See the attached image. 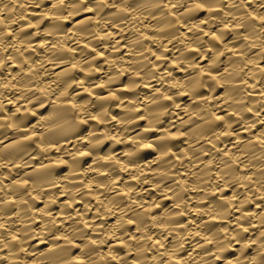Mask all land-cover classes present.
<instances>
[{
    "label": "clouds",
    "instance_id": "clouds-1",
    "mask_svg": "<svg viewBox=\"0 0 264 264\" xmlns=\"http://www.w3.org/2000/svg\"><path fill=\"white\" fill-rule=\"evenodd\" d=\"M29 8L38 19L25 34L21 20ZM149 26L153 35L146 37ZM125 33L131 60L113 55ZM37 37L45 41V59L26 70L35 63L24 55L30 44L40 55L32 43ZM101 50L107 55L98 63ZM202 59H208L203 72ZM261 61L264 0H0V264H130L131 253L135 264H166L167 254L189 244L195 254L183 264H264V205L257 213L245 207L264 201ZM125 75L131 97L121 94ZM149 154L153 163L145 167ZM124 174L136 181L125 185L127 197L116 184ZM101 185L102 198L93 205L89 188L99 192ZM145 185L171 200L162 215L133 205L137 198L143 203ZM226 188L234 193L227 199ZM93 210L101 223L89 231L83 221ZM212 215L226 225L204 222ZM107 217L119 223L109 228ZM183 217L191 229L184 223L181 231ZM130 220L142 239L128 240ZM160 225L168 226L161 242H171L153 252L148 233ZM196 232L210 234L213 247L205 248ZM109 237L126 240V252H104Z\"/></svg>",
    "mask_w": 264,
    "mask_h": 264
},
{
    "label": "bare ground",
    "instance_id": "bare-ground-1",
    "mask_svg": "<svg viewBox=\"0 0 264 264\" xmlns=\"http://www.w3.org/2000/svg\"><path fill=\"white\" fill-rule=\"evenodd\" d=\"M37 13L39 12V10H35ZM33 10L31 8L28 9V11L25 14V18L21 20V24L25 26L24 28V32L25 34H30L31 32L35 31V26H34V22L36 19H38L37 15H33ZM91 13H86V14H82L79 17H74V21H82L84 19H86L88 16H90ZM253 15H255V13H253ZM31 18L33 23L29 24L28 23V18ZM49 21L46 19L45 20V24H47ZM65 24H68V21L64 22ZM145 24H147V21L145 22ZM43 27V26H42ZM16 25L13 24L12 25V29H15ZM71 30V29H70ZM11 29L9 30V39H12V35H11ZM118 31V30H117ZM109 35H113V33L110 31ZM130 34L125 33V39L124 40H120L118 35L114 36V39L120 40V45H122V47L120 48L119 52H114L113 55L114 56H121V57H125L127 60H131L133 59V56L128 48V37ZM153 35V32L150 29L146 31V37H151ZM215 35V33H214ZM51 37H48V40L51 41ZM33 44H38V47L36 48V51L40 53L39 56L35 55V53L33 52V47L32 44L29 45L28 50L24 53L25 58L32 56V58L35 60V63H32L31 61H29L26 65L25 68L26 70L28 68H32L34 71L38 69V66L41 64L42 59H45L43 53H44V45H45V41L43 38L41 37H37L35 41L32 42ZM146 44H151V40L147 39L145 40ZM219 44V42H217ZM227 43H231V41H227ZM24 46L21 45V48H23ZM153 47V51L156 50L155 45H152ZM167 47L169 49H171V45H167ZM235 47H239V45H236ZM234 51V47H229L228 51H227V55H232ZM65 55H67V53H65ZM89 55L92 56H96L97 53L96 52H89ZM107 55L106 51L101 50L100 52V56L98 59V63H103V57ZM172 55L171 51H169L167 53V56L170 58ZM211 55V54H210ZM152 59L154 61H156L157 64H159L161 62V60L163 59L162 57H160L159 55L153 56ZM223 59V57H222ZM168 61L164 60V64L165 66L167 65ZM208 63V59H202L201 61V70L203 72V66L206 65ZM173 67L175 66V62H172ZM65 66L61 65V67L59 68H51V72L52 73H58L61 72L63 70ZM73 68H75V65H72ZM260 67L262 69H264V61H261L260 63ZM155 70V69H154ZM160 71H164L165 68H160ZM19 71V66L17 65H13L12 66V72H18ZM206 74V73H204ZM127 80H128V76L125 75L122 78V86L124 88L123 92L121 93L123 96H127V97H131L133 94L131 92H129L128 89V84H127ZM252 81L250 80L249 83H251ZM52 83V80L49 77H45L44 78V84L45 86L49 85ZM148 91H150V89H146ZM184 99H187V97L185 96ZM69 103H72L71 101ZM118 111V110H117ZM116 113L114 112V115ZM175 122V120H173V123ZM140 124L145 125L147 122L144 120L139 121ZM175 135V133H173ZM244 136L247 135V133H243ZM258 136V133L256 134ZM69 147H71V145H69ZM233 149L231 147H229L228 152L225 153V155H231ZM85 155V158H88ZM153 157H151V155L149 154L145 160L143 161L144 166L147 167L148 165L153 163ZM207 159V157H206ZM54 163H56L60 168L65 169V174H67V166L65 164H63L61 161L57 160L54 161ZM180 176L181 178H185L187 177V172L184 170H181L180 172ZM217 178H218V174H217ZM14 179L19 180L20 177H14ZM135 177L132 178H128L127 174H124L123 179L121 178H117L116 179V184H117V191L119 193V195L121 196H125L127 197L129 195V191L130 188L128 190L125 189V185L126 184H135ZM5 183H9L8 180H5ZM145 188L148 189V192L146 193L145 199L143 201V203L140 202L139 198H137L135 201H133V205L137 208H142L144 212H148L151 213L153 215V217H156L158 215H162L161 210L162 209H167L170 205H171V200L170 199H164V198H159V193L156 192L155 189L150 188V186L145 185ZM58 191V189H56ZM89 192L91 193L88 197L87 200L91 201V203L93 205L98 204L100 199L102 198L101 193H103V185H101L100 191L99 192H92V189L89 188ZM234 195V193L230 190V189H225L224 190V198L227 199L229 197H232ZM66 198L61 196L60 201H65ZM59 203V202H58ZM146 205V206H145ZM258 205H264V201H258L256 204H251V205H246V212L247 213H257L260 211V207ZM44 207L43 203L40 201H37V208L42 209ZM76 208L78 209H83L84 207V203L83 202H78L75 205ZM53 211H59V208L57 206H53ZM239 213H237L238 215ZM117 216H119V213H117ZM129 216H131V214H129ZM96 212L93 211H89L87 217L84 218V223L88 224L89 227V231H91V228L93 226V224L95 225H100L101 221L100 220H96ZM195 212L193 213L192 219H195ZM182 219V226H181V231H183V224L187 223L188 227L191 229L193 227L191 220H189V218L187 217H183ZM204 222H206L207 224H211L214 225L216 227H223L226 225L225 221H222L218 216L216 215H212V216H205L203 218ZM89 221H91L92 223H89ZM119 221L117 220V217H107L106 218V224L107 227L112 228L114 225L118 224ZM200 221H197V226L199 225ZM37 226H39V220H37ZM167 225H160L157 228H154L152 230H150V232L148 233L150 235V243L154 246L153 247V252L155 251V248L158 247L160 249L161 252H164L165 248L168 247L169 243L171 242V237L168 238V242L167 243H162L161 239L159 238V233L165 231V229L167 228ZM128 240L131 241H135L137 236H141V233L139 231V229L136 227V224L133 221H129L128 226ZM253 231H255V225L253 226ZM143 237L141 236V239ZM58 239H63V237H58ZM195 239L200 241L202 244L205 245V248H212V242H211V238H210V234H208V239H205V234L203 233H199L196 232L195 233ZM125 243L126 240L124 239H120V240H114L111 237H109L108 239V243L106 245H101L100 247L103 249L104 252H107L109 247L115 248V250L121 254L126 252V248H125ZM40 249L46 248V245H40L39 246ZM73 247L76 249V252L79 251V247L78 244H74ZM193 247L194 245L189 244V245H185V250L180 252L178 255L173 256L171 253L167 254L164 257V260L166 262V264H183V260L185 258H187L190 255H194L195 253L193 252ZM202 251V249L200 248H196V252H200ZM153 252H149L147 253V255L149 257H151L153 255ZM75 254V253H74ZM228 255L231 257L232 253L229 252ZM129 261L130 264H135V261L137 259L136 253H131L129 254ZM5 264H7V262H5ZM113 264H115V262H113Z\"/></svg>",
    "mask_w": 264,
    "mask_h": 264
}]
</instances>
